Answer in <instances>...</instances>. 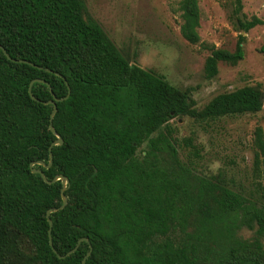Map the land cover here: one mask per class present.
<instances>
[{"label":"trees","instance_id":"obj_1","mask_svg":"<svg viewBox=\"0 0 264 264\" xmlns=\"http://www.w3.org/2000/svg\"><path fill=\"white\" fill-rule=\"evenodd\" d=\"M222 1L240 34L233 52L208 47L206 79L219 63L243 60V34L263 24L244 17L243 0ZM180 11V35L198 44V0H181ZM85 14L84 0H0V264H81L88 252L84 264H264L262 128L253 134L257 201L223 173L194 174L172 126L263 112L264 82L197 108L190 88L130 63ZM36 79L57 99L70 90L56 103L52 126L63 143L51 148L48 169L30 168L49 164L56 141L48 86L34 82L28 93ZM31 169L68 180L67 205L49 216L56 254L46 213L62 203L61 181L47 184Z\"/></svg>","mask_w":264,"mask_h":264},{"label":"rangeland","instance_id":"obj_2","mask_svg":"<svg viewBox=\"0 0 264 264\" xmlns=\"http://www.w3.org/2000/svg\"><path fill=\"white\" fill-rule=\"evenodd\" d=\"M180 2L84 0V5L86 17L102 28L130 63L163 76L179 89L190 88L197 108L219 94L264 82V0H243L244 17L255 16L263 24L243 34V60L235 66L219 63L213 79L204 75V62L210 54L208 47L233 52L240 34L229 18L230 6L222 0H198L200 41L191 45L180 35ZM172 126L177 155L190 164L194 174L211 177L223 173L236 188H244L247 195L262 201L251 194L254 191L251 172L253 134L256 127H261L264 134V111L208 124L176 119ZM261 182L264 186V181ZM252 234L246 229L239 232L244 239Z\"/></svg>","mask_w":264,"mask_h":264},{"label":"water","instance_id":"obj_3","mask_svg":"<svg viewBox=\"0 0 264 264\" xmlns=\"http://www.w3.org/2000/svg\"><path fill=\"white\" fill-rule=\"evenodd\" d=\"M5 57L8 59V60H11V58L8 57V55L6 54V52L4 51L3 48H1ZM16 63H25L27 64L28 62L26 61H23V60H12ZM34 66V65H33ZM47 72H50V70L46 69ZM55 75L59 76L58 74L55 73ZM34 82H39V83H42V84H45L46 86H48L49 88V92L52 94V90L51 88L49 87V84L43 80H39V79H36L34 81H32L29 85V88H28V93L30 94L31 98H33V96L31 95V86ZM69 94H70V90L68 88V93L67 95L63 98V99H57L55 98V96L52 94V97L53 99L51 101H48V102H44V105H51L52 106V111H51V114H50V118H49V130L51 131V133L56 137V141H54L51 146L49 147V164L48 165H45L43 162H34V163H31L30 164V168H32L34 165H40L42 167H44L45 169H48L50 166H51V163H52V154H51V148L54 147V146H59V145H62L63 141L61 139V137L55 132L53 126H52V119H53V116L55 115L56 111H57V107H56V103L57 102H61V101H64L66 100L68 97H69ZM31 172L33 174H37L39 175L42 180L47 183V184H51V183H55L57 181H61V191H60V194H61V205L58 207V208H53V209H50L47 211L46 213V219H47V222H48V225H49V231H48V237H49V246L51 247L53 253L56 254V251L54 250V248L52 247V241H51V236H50V230H51V227H52V222L49 218L50 214L51 213H56L60 210H62L66 205H67V198L66 196L64 195V191L67 189V185H68V180L62 176V175H57L51 182L48 181L45 176L43 175L42 171L40 170H34V169H31ZM83 241H87L86 239H80L75 248L72 249L71 251H69L68 253H66V255L64 256H59L58 255V258L59 259H63L65 257H68L69 255H71L72 253H74L76 251V249L78 248L79 244ZM90 254V252L87 253V255L84 257L83 261L81 264H84V260L85 258Z\"/></svg>","mask_w":264,"mask_h":264}]
</instances>
